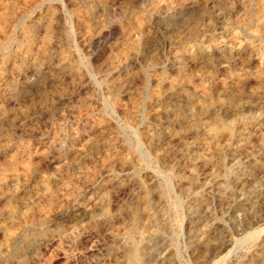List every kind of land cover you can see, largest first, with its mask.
I'll use <instances>...</instances> for the list:
<instances>
[{
	"label": "rangeland",
	"instance_id": "1",
	"mask_svg": "<svg viewBox=\"0 0 264 264\" xmlns=\"http://www.w3.org/2000/svg\"><path fill=\"white\" fill-rule=\"evenodd\" d=\"M130 249L264 264V0H0V264Z\"/></svg>",
	"mask_w": 264,
	"mask_h": 264
},
{
	"label": "bare ground",
	"instance_id": "2",
	"mask_svg": "<svg viewBox=\"0 0 264 264\" xmlns=\"http://www.w3.org/2000/svg\"><path fill=\"white\" fill-rule=\"evenodd\" d=\"M90 3V2H89ZM62 5V4H61ZM92 7V6H91ZM96 10V9H95ZM99 11V10H98ZM150 27V26H149ZM26 43H27V40H26ZM26 46V45H25ZM123 46H125V45H123ZM32 48H33V46H31ZM37 49V48H36ZM76 52H77V50H76ZM181 52V51H180ZM214 52V51H213ZM231 52H232V50H231ZM78 53V52H77ZM76 53V54H77ZM80 55V54H79ZM203 55H205V54H203ZM30 57H31V55H30ZM79 58V60H80V57H78ZM82 66V65H81ZM83 67V66H82ZM84 68V67H83ZM85 69V68H84ZM87 70V69H86ZM85 70V71H86ZM87 71H89V70H87ZM89 75V74H88ZM90 76H91V74H90ZM94 76V75H93ZM92 76V77H93ZM91 77V78H92ZM96 78V77H95ZM98 85V84H97ZM101 88V87H100ZM120 102V101H119ZM179 110V109H178ZM81 133V132H80ZM85 146V145H84ZM137 146H139L138 144H137ZM94 147V146H93ZM95 149V148H94ZM143 152V151H142ZM142 155V154H141ZM145 155V154H144ZM168 178V177H167ZM167 178L165 177L164 179L167 181ZM258 232H253V233H250V234H248L247 236L248 237H253V236H255L256 234H257ZM228 253L226 254V255H224L223 257H221V258H219L216 262H214L213 264H222L223 263V261L229 256V254H230V251H227ZM128 257L130 258V260L134 263V264H138V251L136 250V249H130L129 251H128Z\"/></svg>",
	"mask_w": 264,
	"mask_h": 264
}]
</instances>
